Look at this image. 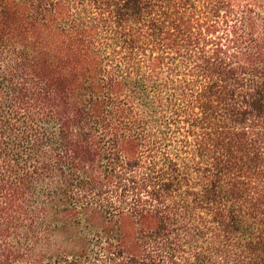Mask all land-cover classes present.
Segmentation results:
<instances>
[{"label": "trees", "instance_id": "trees-1", "mask_svg": "<svg viewBox=\"0 0 264 264\" xmlns=\"http://www.w3.org/2000/svg\"><path fill=\"white\" fill-rule=\"evenodd\" d=\"M0 264H264V0H0Z\"/></svg>", "mask_w": 264, "mask_h": 264}]
</instances>
